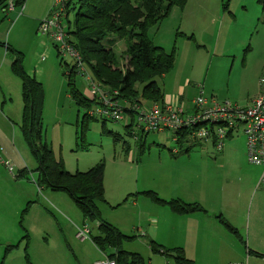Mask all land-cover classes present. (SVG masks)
Here are the masks:
<instances>
[{
    "label": "rangeland",
    "instance_id": "rangeland-1",
    "mask_svg": "<svg viewBox=\"0 0 264 264\" xmlns=\"http://www.w3.org/2000/svg\"><path fill=\"white\" fill-rule=\"evenodd\" d=\"M74 3L75 0L71 8ZM58 11L56 0H25L6 18L0 10V156L27 177L16 179L0 162V251H18L4 264H24L18 257L24 251L33 255L31 264H94L102 259L90 240L97 235L96 224L83 223L81 213L67 194L35 184L37 163L22 132L20 82L11 70L15 52L21 55L23 70L42 84L40 135L55 160L71 174L84 173L99 163L104 165L106 201L99 205L102 219L124 234L136 232L133 242L123 244L124 250L138 253L145 264H176L173 259L152 252L149 241L173 250L181 248L185 241L182 235L188 233L184 245L188 248V244L190 249L185 251L186 257L195 264L216 261L214 256L199 252L198 227L191 232L187 223L177 221L168 207L156 204L144 191H153L166 201L196 203L208 212L225 206L224 212L216 216L227 214L240 220L235 210L230 211V204L234 200L242 202V195L252 185V196L247 195L245 209L252 206L251 230L264 229L260 219L264 215V183L260 182L264 167L249 163L245 135L241 131L235 133L222 153L206 142L192 146L188 153L179 151L173 155L169 151L174 145L168 137L154 134L147 137L143 152L134 150L124 123L106 120L103 125L96 114L97 106H78L70 94L63 68L64 64L72 66L73 58L53 39V30L47 35L39 33V24ZM74 17L75 12L69 11L71 29ZM261 17L257 0H187L182 9L173 7L168 17L149 31L155 46L166 53L174 50L172 71L158 81L164 97L180 95L187 103L196 95V85H203L206 95L216 101L249 105L264 77ZM61 19L66 33L65 15ZM124 49L125 43L121 41L116 53ZM74 78L75 89L91 100L84 74L79 72ZM90 112L95 115L83 127L84 116ZM105 132L118 134L120 139L114 141ZM253 215L258 217L256 222ZM218 217L214 219L219 226L209 227L219 235L218 239L213 245L206 243V248L214 249L223 242L220 234L230 233L246 251L238 238L240 235L247 245L244 229L236 227L234 235ZM222 219L228 222L224 216ZM84 226L90 236L80 241L76 233ZM258 247L264 250V236L259 237Z\"/></svg>",
    "mask_w": 264,
    "mask_h": 264
},
{
    "label": "trees",
    "instance_id": "trees-1",
    "mask_svg": "<svg viewBox=\"0 0 264 264\" xmlns=\"http://www.w3.org/2000/svg\"><path fill=\"white\" fill-rule=\"evenodd\" d=\"M24 1L0 0V10L4 18L9 14L7 9L9 4L16 8L22 6ZM73 1L64 0L62 6L66 20L69 11L75 12L72 29L67 20L65 39L78 54L81 66L86 74L89 72L91 81L108 96H113L111 94L116 92L119 100H126L128 103L137 102L144 106L161 103L164 94L160 91L158 81L172 71L175 55L174 50L166 53L163 48L155 46L150 39L149 31L157 28L168 17L173 7L182 9L187 0H75L74 7L71 8ZM257 4L262 13L260 22L264 24V0H257ZM121 41H124L125 49L117 54L116 48ZM15 54L11 70L21 83L22 132L37 163L35 184L38 187L67 194L81 213L83 223L96 224L97 235L91 236L90 240L101 254L114 260L116 264H145L141 255L123 249V244L132 242L134 235L124 234L102 219L99 205L106 201L103 188L104 165L99 163L84 173L71 174L64 169L61 162L55 160L52 150L40 135L42 84L23 70L20 53L15 52ZM77 68L75 61L72 66L64 64L63 73L70 94L77 101L78 106L83 105L88 109L91 105L100 106L96 99L90 100L75 89L74 77L79 73ZM92 117L90 113L85 114L83 127L87 126L88 120ZM101 121L105 125L106 120L101 119ZM123 127L133 139L134 148L140 153L143 152L147 137L151 133L144 132L142 128L134 127L133 124H124ZM105 133L111 135L114 141L120 139L118 134L114 136L112 132ZM197 144L200 143L195 142L187 149H180V152L188 153L192 146ZM126 149L128 152L131 151L129 147ZM171 152L172 149L169 153ZM23 177L27 179L26 174L22 172L15 176L16 179ZM143 194L156 204L168 207L175 215L204 212L196 203H184L179 199L166 201L152 191ZM218 218L223 226L237 235L235 227L222 219V216ZM149 242V247L155 254H161L166 259L171 258L176 264H195L186 257L182 248L168 250L153 241ZM249 251L256 257H264V254ZM9 252L10 250L4 251V255ZM28 258V253L25 251V262L31 264Z\"/></svg>",
    "mask_w": 264,
    "mask_h": 264
},
{
    "label": "built area",
    "instance_id": "built-area-1",
    "mask_svg": "<svg viewBox=\"0 0 264 264\" xmlns=\"http://www.w3.org/2000/svg\"><path fill=\"white\" fill-rule=\"evenodd\" d=\"M56 2L59 6L58 14L50 20L46 19L41 22L39 33L47 35L50 30H53V39L61 43L62 48L76 62L77 69L88 81L91 99H96L100 104L97 106L98 118L117 123L123 122L125 125L133 124L134 127L142 128L144 132L166 136L174 145L171 153L175 155L178 154L180 148L187 149L195 142H208L215 151L220 152L224 143L234 137L235 133L241 131L246 137L245 146L249 163L264 167V77L260 79L259 86H257V95L245 107L208 97L203 85H197L196 95L187 103L180 95L167 96L161 103H153L149 106L119 100L116 92L111 94L113 96L102 92L82 69L78 54L67 43L62 30L64 0H56ZM7 9L11 12L13 6L9 4ZM93 114L95 113L90 112L91 117L94 116ZM0 162L10 174L16 176L14 167L3 162L1 156ZM260 182L264 183V174ZM88 235L90 236V232L87 227L76 233L80 241L88 238ZM101 256L102 259L94 264H116L104 254Z\"/></svg>",
    "mask_w": 264,
    "mask_h": 264
},
{
    "label": "crops",
    "instance_id": "crops-1",
    "mask_svg": "<svg viewBox=\"0 0 264 264\" xmlns=\"http://www.w3.org/2000/svg\"><path fill=\"white\" fill-rule=\"evenodd\" d=\"M19 82H20V80H19ZM20 90H21V83H20ZM257 92H258V90H257ZM256 95H257V93H256ZM21 99H22V95H21ZM251 100L249 101V103L251 102ZM229 140H227L226 142H228ZM225 143H224V145H225ZM223 149H224V147H223ZM134 150L137 151V149H134ZM222 152L223 151H220L219 153H222ZM15 169H16V175H18L19 174L18 169L17 168H15ZM252 190H253V186L251 185V187L248 188V191L246 192V194L242 195V197H243L242 198L243 199L242 202H238V201L234 200L230 204V206H231L230 211H232L231 209H233V211L235 210L236 213L239 214L240 220L238 218H235V219L231 218L227 214L222 215V216L225 217V219L229 222V224L232 227H235V229H236V227L240 228V229H244V231L246 233L247 245H248V247L250 249L247 247L245 241H243V239L241 238L240 235H239L238 238H239V241L243 244L244 249L246 251H243L242 245L235 238H233L230 235V233L220 234V236H222L223 238H219V239L221 241L223 240V242H221L214 249L212 247H209L211 249H207L206 248V243L208 245H213L214 243H216V240L218 239L219 235L218 234H214L210 230V228H215L218 225L214 218L218 217V216H216L217 213L224 212L223 208H226L225 206H222L223 208H220V209L216 208L215 210H212L211 212L210 211L208 212V210H205L203 208V206L200 205V207L204 210V212L192 213V214H187V215H182V216L174 215L177 221H180V222H183V223H187L189 225V227H190L189 230L191 232L194 231L193 230L194 227H198V230H197L198 239L196 238V241L198 240V242H199V248L201 250L199 252H202V253H205V254H209L210 256H214L216 258V261H215L214 264H233V263H237V262L243 263V264H264V257H256L255 255L251 254L250 251H249V250H252L253 252L264 254V250L261 251L260 248L258 247L259 237H263L264 236V229L255 228V229L251 230L250 212L252 210V206L249 205L247 211L245 209L246 201H247L246 200L247 199V195L248 194L250 195ZM144 192H147V191H144ZM251 196H252V194H251ZM190 204H194V203H190ZM219 216H221V214ZM260 216H263L260 219H261V221L264 222V215L261 214ZM257 219H258V217L256 215H253V221L256 222ZM133 229L135 230V228H133ZM136 231L139 232L140 230L136 229ZM135 234H136V232L134 234H130V235H135ZM182 236L184 237L185 241L181 244V248L184 250L183 253H185V251H189V249H190V247H189V245L187 243L186 244H187L188 248H186V245H184L185 242H186V239L189 238V235L187 233L185 236L184 235H182ZM27 253H28V256H29L28 259H30L31 262L34 261L32 259V258H34L33 255L32 254L30 255L29 251H27ZM17 254H18V251H15V253H14V251H10L9 254L4 255V251H0V257H3V264L5 262H10L11 259L14 258L13 255H17ZM222 256H224V257L222 258ZM18 257L20 259L22 258L24 260V264L26 263L25 259H24L25 258V254H21ZM0 260L2 261V258ZM197 261H198V259H197Z\"/></svg>",
    "mask_w": 264,
    "mask_h": 264
}]
</instances>
